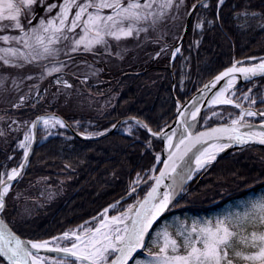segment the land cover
Listing matches in <instances>:
<instances>
[{
	"label": "snow or ice",
	"instance_id": "6c2138e0",
	"mask_svg": "<svg viewBox=\"0 0 264 264\" xmlns=\"http://www.w3.org/2000/svg\"><path fill=\"white\" fill-rule=\"evenodd\" d=\"M224 4L225 0H215L214 5L212 0H192L190 4L188 0H0V66L40 69L23 77L0 72V86L10 79V87L19 92L24 81L36 80L28 86L27 93L11 103L12 109H20L29 100L33 101V108L41 102L51 104L61 95L67 103L73 95V84L66 76L71 75L84 84L89 76L95 77L103 71L95 67L97 58H104L106 63L107 57L113 55L123 59L128 49L121 45L129 39L137 41V46L149 40L159 43L168 35L169 25L176 30L173 39L177 45L187 35L189 20L193 36L202 37L206 26L222 19L220 12ZM213 8L215 15L209 18ZM241 18L239 27L254 22L264 31V0H260L259 8L246 2L233 12V19ZM113 43L117 46L115 53ZM200 43V39L192 41L195 46ZM168 50L172 57L181 52L179 46L164 43L155 56ZM62 53L67 62L59 59ZM78 55L93 57V62L79 61L87 68L83 75L66 71L77 67L74 61ZM181 76L183 84V72ZM50 77L56 90L48 100L49 90L45 88L40 93L39 85ZM241 79L248 85L246 89L240 88ZM258 79H264V56L233 58L197 90L199 95L193 94L192 100L183 105L186 111H179L182 105L177 100L180 129H172L169 134L164 133L163 127L153 130L137 117L122 121L128 125L125 131L129 135L138 129L146 130V149L152 147L151 137L163 135L166 157L162 159L161 153H155V160H162L163 166L158 173L154 171L157 164L136 173L125 193L129 199L135 195V199L122 211L119 206L124 197L89 220L47 239L23 238L17 234L6 222L8 200L12 196L11 186L23 176L30 162L38 126L42 125L44 139L56 134L52 129L71 126L55 113L23 121V138H17L13 148V152H22L19 165L8 168L5 164L0 170V264H264V193L239 201L232 209L214 216L183 219L176 214L168 216L187 194L186 182L216 161L219 153L234 145H264V86L257 83ZM76 94H80L79 89ZM205 96H209L207 105L231 106V110L209 107L208 114H202L200 104ZM198 114L204 125L197 122ZM210 117L218 122L208 126ZM9 119L12 120L9 130L17 125L19 131L21 122ZM73 125L81 127L76 120ZM198 127L202 130L195 131ZM108 131V128L103 131L85 128L76 134L93 138ZM59 135L64 133L61 131ZM0 136L6 133L0 130ZM13 158L9 155L7 160ZM149 172L152 175L143 180ZM141 184L147 189L142 197L137 193ZM110 210H115V214L109 215Z\"/></svg>",
	"mask_w": 264,
	"mask_h": 264
},
{
	"label": "trees",
	"instance_id": "16d2710c",
	"mask_svg": "<svg viewBox=\"0 0 264 264\" xmlns=\"http://www.w3.org/2000/svg\"><path fill=\"white\" fill-rule=\"evenodd\" d=\"M246 2L256 8L260 6V0H226L220 12L222 19L205 30L197 50H193L186 39L182 52L191 49V68L183 90L176 85L179 100H184L229 65L233 58L264 53V31H253L251 27L246 30L238 26L241 19H233V12ZM214 15L213 8L209 18ZM166 63L167 56L150 61L143 67L144 74L128 81L121 79L113 88L118 93L117 100L105 115L94 118V127L105 128L124 115L138 116L154 128L169 121L173 113L170 77L168 71L159 66ZM173 71L177 81V62ZM7 152L0 150V161L5 159ZM145 157L151 161L150 152L142 143H132L118 134L89 142L63 137L47 140L35 148L21 181L27 184L46 178L63 187L62 195L37 217L11 225L23 237L42 238L78 223L122 196L127 181L145 163ZM229 193L232 196L224 199ZM260 193H264V148H246L224 157L198 183L194 181L171 214L207 216L216 213L229 200Z\"/></svg>",
	"mask_w": 264,
	"mask_h": 264
},
{
	"label": "rangeland",
	"instance_id": "374dc122",
	"mask_svg": "<svg viewBox=\"0 0 264 264\" xmlns=\"http://www.w3.org/2000/svg\"><path fill=\"white\" fill-rule=\"evenodd\" d=\"M127 43L128 42L126 41L121 46L122 47H126V48L130 47L129 44H127ZM162 44H164V43H162ZM134 46H136V44H134ZM116 50H117V47H116L115 51ZM73 55H75V54H73ZM64 57L65 56L62 53L61 56L59 57V59L65 61L66 59H64ZM116 65H117V63H116ZM113 67H116V66L113 65ZM25 68L35 70L36 72L40 71L39 68H35V67H32V66H26ZM128 68H129L128 66H124L122 68H118L117 71H123V70H126ZM0 69H1L0 72H7L10 75H14V76H18V77H23L24 75L29 74V73H26V72H19V71H14L12 69H6L4 67H0ZM130 69H136V68H130ZM73 70H75V69H73ZM25 71H27V70H25ZM33 83H36V80L35 79L30 80V81H27V82L24 81V83L20 86V91L17 92V91H15V89L13 87H10L11 80L9 79V80H7L5 82V84L3 86H0V89H1L0 91L2 93L6 91L7 96H8L6 100L7 101L8 100H13L12 103H14V102H16V100L18 99V97L20 95L28 92V86L30 84H33ZM48 90H49V100H51L52 99V93H54L55 90H56V85L53 82H51ZM1 92H0V100H5L6 94L3 95V99H2V93ZM39 92L42 93V91H40V90H39ZM31 95H34V93H32ZM58 100H59V98H58ZM7 101L4 102V103L0 102V111L2 109H8L10 107V104L11 103H8ZM57 101H55V102H57ZM71 101L73 103L69 101V103L60 105V108H57L55 110V112L58 113L59 115H61L63 117V116L68 115L69 113H75V111H77L79 114H82V112H84V113H91V112L92 113H94V112L98 113L99 111H101V110L103 111L104 110V107L100 106L98 103H95V101L90 100L87 96H83L82 95V96H80V99H79V96L76 95V96H74L72 98ZM55 102L51 103L50 105H53ZM32 103H33V101L32 100H29L27 102V104L24 105V106L31 107L32 106ZM47 105H49V104L47 103ZM101 105H103V101H101ZM26 109H29V108H26ZM69 115H71V114H69ZM2 121H4V120L3 119H0V122H2ZM7 122H8V124H11L12 123V120L10 122L8 120ZM249 198H252V197L247 196L245 198H239V199H235V200L228 201L227 203H225L222 206V208L219 211H217L216 213L211 214V216H214L217 213L227 212L228 210L232 209L233 206L236 205L239 201L246 200V199H249ZM24 214H25V212H24ZM179 216L183 219L185 216H188V214L187 213H184V214H181ZM188 223L190 224L191 223V220H189ZM171 231L174 232V230H171Z\"/></svg>",
	"mask_w": 264,
	"mask_h": 264
},
{
	"label": "water",
	"instance_id": "95a60500",
	"mask_svg": "<svg viewBox=\"0 0 264 264\" xmlns=\"http://www.w3.org/2000/svg\"><path fill=\"white\" fill-rule=\"evenodd\" d=\"M186 27H187V25H186ZM183 38H184V36H183ZM180 45V44H179ZM179 45H177V46H179ZM170 63H171V61H170ZM207 83V82H206ZM238 84L241 86V85H243V84H245L243 81H242V79L241 80H238ZM202 88V86L199 88V89H201ZM193 94H196V95H199V93L197 92V90L193 93ZM193 94L183 103V104H181L182 106H181V108L179 109V111H186V109L183 107V105L185 104V103H187L188 101H190V100H192V97H193ZM209 99V96H205L204 98H203V100H204V102L203 103H201L200 104V109H201V113L207 108V107H209V105H207V100ZM188 107L189 108H191V105H188ZM177 114H178V110H176V116H175V118L164 128V133H171V131H172V129H180V125L177 123ZM199 118H200V114H198V116H197V122L199 121ZM122 121H119V122H117L115 125L117 126L119 123H121ZM115 128H111L108 132H106L102 137H104V136H106V135H108V134H111L112 132H113V130H114ZM196 129V128H195ZM194 129V130H195ZM200 131V130H199ZM77 136H79V135H77ZM79 137H81V136H79ZM82 138V137H81ZM95 138H100V137H95ZM155 138H158L160 141H161V143H162V148H161V156H162V159L163 158H165L166 157V153L163 151V148H164V137H163V135H161L160 137H155ZM174 140H175V137H174ZM251 145H254V146H259V147H264V145H259V144H255V143H253V144H251ZM246 146V145H245ZM242 147H244V146H231L230 148H228V149H225L223 152H221V153H219L218 154V156H217V160L218 159H220L221 157H223L225 154H227L228 152H230V151H233V150H237V149H240V148H242ZM216 160V161H217ZM216 161H214L210 166H208V168H207V170L206 171H208V169L210 168V167H212V165L216 162ZM163 166V163H162V160H161V166L160 167H162ZM166 183L167 182H169V181H165ZM188 182V181H187ZM187 182H186V184H187Z\"/></svg>",
	"mask_w": 264,
	"mask_h": 264
},
{
	"label": "flooded vegetation",
	"instance_id": "af4514ba",
	"mask_svg": "<svg viewBox=\"0 0 264 264\" xmlns=\"http://www.w3.org/2000/svg\"><path fill=\"white\" fill-rule=\"evenodd\" d=\"M171 27V26H170Z\"/></svg>",
	"mask_w": 264,
	"mask_h": 264
}]
</instances>
